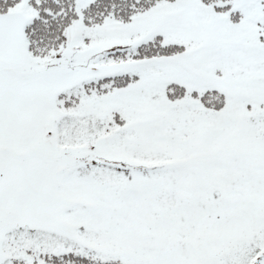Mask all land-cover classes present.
Returning a JSON list of instances; mask_svg holds the SVG:
<instances>
[{
	"label": "snow or ice",
	"instance_id": "snow-or-ice-1",
	"mask_svg": "<svg viewBox=\"0 0 264 264\" xmlns=\"http://www.w3.org/2000/svg\"><path fill=\"white\" fill-rule=\"evenodd\" d=\"M0 264H264V0H0Z\"/></svg>",
	"mask_w": 264,
	"mask_h": 264
}]
</instances>
